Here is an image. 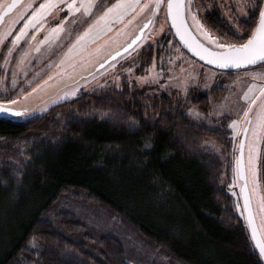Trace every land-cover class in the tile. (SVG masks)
I'll use <instances>...</instances> for the list:
<instances>
[{
  "label": "trees",
  "instance_id": "obj_1",
  "mask_svg": "<svg viewBox=\"0 0 264 264\" xmlns=\"http://www.w3.org/2000/svg\"><path fill=\"white\" fill-rule=\"evenodd\" d=\"M251 1L237 28L218 8L201 14L203 0L191 9L219 42L242 44L262 5ZM170 41L180 48L166 25L137 72L164 68ZM4 51L0 100L14 97ZM225 91L155 97L123 82L24 122L0 119V264H263L230 190L237 140L226 117L209 116ZM259 174L264 194V143Z\"/></svg>",
  "mask_w": 264,
  "mask_h": 264
},
{
  "label": "rangeland",
  "instance_id": "obj_2",
  "mask_svg": "<svg viewBox=\"0 0 264 264\" xmlns=\"http://www.w3.org/2000/svg\"><path fill=\"white\" fill-rule=\"evenodd\" d=\"M9 1L0 0V11ZM149 1L152 0H24L0 27V55L5 50L1 66L9 75L2 85L9 82L14 96L0 103L23 109L25 113L13 121L24 122L80 94L118 89L123 82L146 87L155 97L173 93L185 98L192 88H226L210 100L209 116L227 118L226 127L233 141L249 122L244 150L247 181L264 238V194L259 174L264 143V127L259 121L264 108V64L227 74L200 64L170 41L166 45L171 52L165 67L153 61L145 73H138L137 55L144 47L156 45L167 25L165 8H161L157 9L152 27L131 52L95 69L130 39ZM203 1L204 6L198 5L201 14L218 8L228 24L236 28L239 19H246L248 8L253 7L251 0ZM190 21L202 39L215 46L222 44L207 37L211 34L198 18ZM186 112L193 120L200 117L194 108ZM230 188L241 216L233 182Z\"/></svg>",
  "mask_w": 264,
  "mask_h": 264
},
{
  "label": "water",
  "instance_id": "obj_3",
  "mask_svg": "<svg viewBox=\"0 0 264 264\" xmlns=\"http://www.w3.org/2000/svg\"><path fill=\"white\" fill-rule=\"evenodd\" d=\"M23 2L24 0H10L2 7L0 11V27L5 22L6 17L13 13L15 9H17V7ZM191 4L192 0H181L180 7L178 9L176 7L169 9L168 0H161V2H157V0H152L151 2L149 1L147 4V9L144 11V16L133 35L130 37V39L125 44H123L118 50H116L109 57L103 60L95 69H101L108 65L110 62L121 58L128 52H131L135 48V46L143 40L149 29L152 27L156 18L157 9L161 8H165L167 26L170 29L172 36L178 43L180 49H182L185 53L188 54V56H190L192 59L199 62L200 64L222 72H234L239 70H245L264 64V62L261 61H258L256 64L240 63L239 65L231 63L225 65L223 62L212 63L211 61L214 56H219L220 54L228 53L231 51V49L210 44L198 35L190 21L192 17H195V15L192 13ZM261 12H264V0H262V5L253 31L259 23ZM207 37L209 38L208 35ZM210 40H212L213 43H220L216 38H212ZM247 41L248 39L242 44L247 43ZM233 45L239 47L241 44ZM24 113L25 111L23 109H14L3 103H0V119H7L13 121L15 117L21 116ZM248 129L249 122H247L246 125L240 129L236 141L235 179L237 184V193L239 196L240 207L249 236L251 238L255 251L257 252L259 258L264 264V256H262L259 252V249L256 248L257 242L264 241V238L260 231L259 224L257 221L253 205V198L248 186L247 171L245 165L244 150ZM253 229L256 230L255 236L253 234Z\"/></svg>",
  "mask_w": 264,
  "mask_h": 264
},
{
  "label": "snow or ice",
  "instance_id": "obj_4",
  "mask_svg": "<svg viewBox=\"0 0 264 264\" xmlns=\"http://www.w3.org/2000/svg\"><path fill=\"white\" fill-rule=\"evenodd\" d=\"M157 2H161V0H157ZM180 2L181 0H168L169 9L173 7L178 9L180 7ZM42 7H44V5H42ZM209 39H212V37L209 36ZM219 46L230 48L231 51L220 54L219 56H214L211 61L212 63L223 62L225 65L229 63L239 65L240 63L256 64L258 61L264 62V12L260 13L259 23L248 38L247 43L241 44L239 47L223 44ZM253 103H255V101H253ZM259 121L261 126L264 127V108H262L259 113ZM255 231L256 230L253 229L254 236ZM256 248H258L260 254L264 256V241L257 242Z\"/></svg>",
  "mask_w": 264,
  "mask_h": 264
},
{
  "label": "flooded vegetation",
  "instance_id": "obj_5",
  "mask_svg": "<svg viewBox=\"0 0 264 264\" xmlns=\"http://www.w3.org/2000/svg\"><path fill=\"white\" fill-rule=\"evenodd\" d=\"M222 43V42H221ZM227 73H233V72H227Z\"/></svg>",
  "mask_w": 264,
  "mask_h": 264
}]
</instances>
